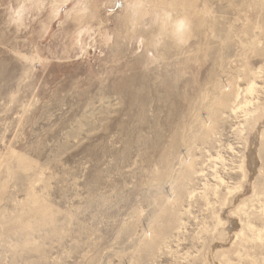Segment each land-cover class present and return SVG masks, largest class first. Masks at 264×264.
Instances as JSON below:
<instances>
[{
  "label": "rangeland",
  "instance_id": "374dc122",
  "mask_svg": "<svg viewBox=\"0 0 264 264\" xmlns=\"http://www.w3.org/2000/svg\"><path fill=\"white\" fill-rule=\"evenodd\" d=\"M0 264H264V0H0Z\"/></svg>",
  "mask_w": 264,
  "mask_h": 264
},
{
  "label": "bare ground",
  "instance_id": "6f19581e",
  "mask_svg": "<svg viewBox=\"0 0 264 264\" xmlns=\"http://www.w3.org/2000/svg\"><path fill=\"white\" fill-rule=\"evenodd\" d=\"M182 19H184V17L180 18V20L177 22V23H178L177 26L180 27V28L183 27V25H184L183 22H182V21H183ZM177 26H176V27H177ZM183 28H184V27H183ZM177 30H178V29H177ZM179 30H180V29H179ZM181 30H182V29H181Z\"/></svg>",
  "mask_w": 264,
  "mask_h": 264
}]
</instances>
